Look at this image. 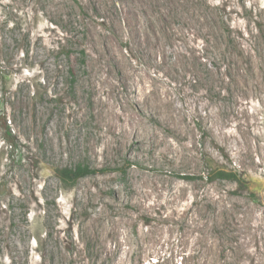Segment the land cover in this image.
<instances>
[{"label": "rangeland", "instance_id": "374dc122", "mask_svg": "<svg viewBox=\"0 0 264 264\" xmlns=\"http://www.w3.org/2000/svg\"><path fill=\"white\" fill-rule=\"evenodd\" d=\"M130 1L0 0V264H264V0ZM126 63L143 145L101 114Z\"/></svg>", "mask_w": 264, "mask_h": 264}, {"label": "bare ground", "instance_id": "6f19581e", "mask_svg": "<svg viewBox=\"0 0 264 264\" xmlns=\"http://www.w3.org/2000/svg\"><path fill=\"white\" fill-rule=\"evenodd\" d=\"M137 1L138 0H131L130 3L132 5H134ZM137 23H142V21L138 19ZM126 25H130V22L126 21ZM113 49L115 50V48H113ZM109 54L110 55L108 58H113L114 56L118 55V53L114 52V51H109ZM107 68L109 70L108 66H107ZM117 71L119 73V76L118 77L114 76L113 78H111V82H112L111 85L108 83L107 78L102 77V73L100 75L101 84L104 87H106V89L109 91L107 96L104 97V99L102 101L104 104V108L101 110V114L104 118L106 128L111 130V133L115 137H117L118 134H121L123 136V141L121 142V145L125 146L128 143V141H131L132 139H135V138L139 141L140 145H143L144 142L147 140V138L151 137L154 139L153 136L156 135L154 133L155 127L150 126L146 122V119H144L143 117L140 116V114L137 110V107L134 104H132V102H130V100H132L133 98H136V97H146L149 94L144 90V87L142 86V81H143L142 76L139 74V72L136 70L135 67H133L129 63H126L124 67L118 66ZM153 91L156 92L155 89ZM151 101L153 104H155V101L153 99H151ZM152 110H153V107L151 108V110H149V112H151ZM172 113H174L176 116H178V114H180V109H176L174 106H172L170 103H168L167 108H166V114L170 115ZM153 116L154 115L152 113H149L146 118L149 119V118H152ZM153 121L157 122L158 120H157V118L156 119L154 118ZM116 140L119 141V139H117V138H116ZM158 141L159 142H156V144L163 145V149L166 150L164 152H169L168 148H170L172 146L171 141H168L166 137H164V139H163V137L158 138ZM160 185H159V183H157L153 180L151 181V180L145 178V179H143L142 187H144L146 189L143 190L142 192H148L149 191L148 188H150V189L152 188L153 191L156 192L157 197H160V196H166L167 197L168 196L171 199H173V201H174V199H179V197H183L185 195V193L180 189H175L172 187L164 188ZM147 196H148V194H147ZM141 200L142 199L140 198V202H141ZM218 210H219V208H218ZM179 213H180V211H179ZM195 217H198V216H195ZM193 219H194V217H193ZM194 220H196V218ZM195 222H197V221H195ZM204 223H203V225H204ZM206 226H208V225H206ZM198 227L200 228V222H199ZM202 228H200V229H202ZM205 229H204V231H205ZM210 235H208V236H210ZM205 236L206 235H203V238ZM198 239H199V237H198ZM208 240H209V238H208ZM196 241L198 242L197 239H196ZM213 249H215V248L213 247ZM214 252H215V250H214ZM212 254H213V252H212ZM212 254H210V255H212ZM212 256L214 257V255H212ZM211 261H212V259H211Z\"/></svg>", "mask_w": 264, "mask_h": 264}, {"label": "trees", "instance_id": "16d2710c", "mask_svg": "<svg viewBox=\"0 0 264 264\" xmlns=\"http://www.w3.org/2000/svg\"><path fill=\"white\" fill-rule=\"evenodd\" d=\"M84 53V51H82V54ZM69 72L72 75V84H74V70L72 68H70ZM7 140L14 142L17 141V136L12 134L11 132H8L7 134ZM96 170L88 165H78L75 168H62L59 170V176L64 179V180H78L79 178L85 176V175H89L94 173ZM217 176L220 178H226V179H231V180H238L240 185L242 186H246L247 180L245 177L243 176H239V174L237 172L234 171H226V170H218L217 171ZM209 179H213V178H209Z\"/></svg>", "mask_w": 264, "mask_h": 264}]
</instances>
